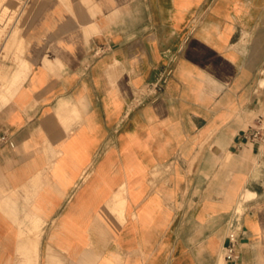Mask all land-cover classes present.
Masks as SVG:
<instances>
[{
	"label": "crops",
	"instance_id": "0c3cea01",
	"mask_svg": "<svg viewBox=\"0 0 264 264\" xmlns=\"http://www.w3.org/2000/svg\"><path fill=\"white\" fill-rule=\"evenodd\" d=\"M19 28L0 264H264V0H27Z\"/></svg>",
	"mask_w": 264,
	"mask_h": 264
},
{
	"label": "built area",
	"instance_id": "2783aa9c",
	"mask_svg": "<svg viewBox=\"0 0 264 264\" xmlns=\"http://www.w3.org/2000/svg\"><path fill=\"white\" fill-rule=\"evenodd\" d=\"M172 73V69L169 68L161 73V75L155 80L150 82L144 91H141L137 96L136 100L138 103H143L148 97L157 95L162 91ZM246 136L254 141H258L264 144V117L259 116L257 123L251 125L249 130L246 132ZM9 143L12 146L14 141L11 138V134L7 131L0 133V148ZM242 215L238 211H234L228 221V234L226 243L224 245L223 254L226 260L235 262L236 251L243 232V221Z\"/></svg>",
	"mask_w": 264,
	"mask_h": 264
},
{
	"label": "rangeland",
	"instance_id": "374dc122",
	"mask_svg": "<svg viewBox=\"0 0 264 264\" xmlns=\"http://www.w3.org/2000/svg\"><path fill=\"white\" fill-rule=\"evenodd\" d=\"M26 3L27 0H0V57L4 50L5 53L8 54L13 50V46H15V44H11L10 41L12 37L20 34L19 20ZM6 41L7 43L4 46ZM2 68L3 66H1L0 60V81L3 79L1 75ZM0 96L1 104L7 97H5L3 93H0ZM1 98L3 99L1 100ZM242 197L243 199H247L248 193H243ZM244 206L245 204L243 200H241L235 210L243 214Z\"/></svg>",
	"mask_w": 264,
	"mask_h": 264
},
{
	"label": "bare ground",
	"instance_id": "6f19581e",
	"mask_svg": "<svg viewBox=\"0 0 264 264\" xmlns=\"http://www.w3.org/2000/svg\"><path fill=\"white\" fill-rule=\"evenodd\" d=\"M2 94V93H1ZM3 96V95H2ZM1 97V96H0ZM6 97V96H5ZM3 98H1V100H2ZM7 99V98H6Z\"/></svg>",
	"mask_w": 264,
	"mask_h": 264
}]
</instances>
